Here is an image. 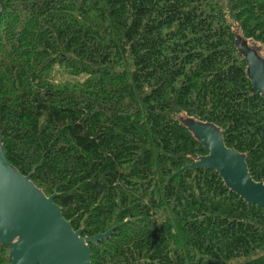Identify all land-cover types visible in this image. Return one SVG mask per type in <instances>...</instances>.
<instances>
[{"label":"trees","instance_id":"1","mask_svg":"<svg viewBox=\"0 0 264 264\" xmlns=\"http://www.w3.org/2000/svg\"><path fill=\"white\" fill-rule=\"evenodd\" d=\"M237 39L264 60V0H0L5 156L83 238L113 230L92 264H264V208L189 168L207 152L182 123L215 125L264 182Z\"/></svg>","mask_w":264,"mask_h":264},{"label":"water","instance_id":"2","mask_svg":"<svg viewBox=\"0 0 264 264\" xmlns=\"http://www.w3.org/2000/svg\"><path fill=\"white\" fill-rule=\"evenodd\" d=\"M237 39L236 46L247 63L248 78L258 96L264 99V60L259 51ZM182 123L202 144L207 156L189 168L212 169L225 186L246 204L264 208V182H255L246 157L229 149L223 132L213 124L183 118ZM11 166L0 141V245L9 248V264H92L90 245L107 240L104 235L83 238L75 232L54 203Z\"/></svg>","mask_w":264,"mask_h":264},{"label":"rangeland","instance_id":"3","mask_svg":"<svg viewBox=\"0 0 264 264\" xmlns=\"http://www.w3.org/2000/svg\"><path fill=\"white\" fill-rule=\"evenodd\" d=\"M248 45H249L250 48H252V49H256V48L253 46L252 43H249ZM260 53H261V52H259V54H260ZM82 78H83V77H82Z\"/></svg>","mask_w":264,"mask_h":264}]
</instances>
